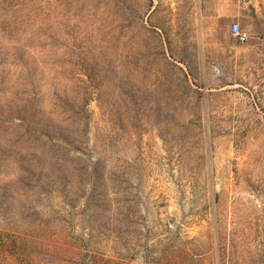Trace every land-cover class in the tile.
I'll use <instances>...</instances> for the list:
<instances>
[{"label":"rangeland","instance_id":"374dc122","mask_svg":"<svg viewBox=\"0 0 264 264\" xmlns=\"http://www.w3.org/2000/svg\"><path fill=\"white\" fill-rule=\"evenodd\" d=\"M0 264H264V0H0Z\"/></svg>","mask_w":264,"mask_h":264},{"label":"built area","instance_id":"2783aa9c","mask_svg":"<svg viewBox=\"0 0 264 264\" xmlns=\"http://www.w3.org/2000/svg\"><path fill=\"white\" fill-rule=\"evenodd\" d=\"M228 32L234 37L237 41H244L247 37L246 31L243 30L236 20L230 21L228 23Z\"/></svg>","mask_w":264,"mask_h":264},{"label":"crops","instance_id":"0c3cea01","mask_svg":"<svg viewBox=\"0 0 264 264\" xmlns=\"http://www.w3.org/2000/svg\"><path fill=\"white\" fill-rule=\"evenodd\" d=\"M217 9L218 8H226V7H228L229 6V3L228 2H226V1H219V2H217ZM225 16H227V19H228V21L230 22V21H233V20H238V9L237 10H235V11H231V12H229V13H226V15ZM228 22V23H229Z\"/></svg>","mask_w":264,"mask_h":264}]
</instances>
